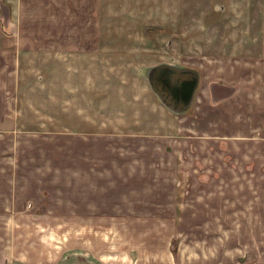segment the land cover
Segmentation results:
<instances>
[{
    "label": "rangeland",
    "instance_id": "1",
    "mask_svg": "<svg viewBox=\"0 0 264 264\" xmlns=\"http://www.w3.org/2000/svg\"><path fill=\"white\" fill-rule=\"evenodd\" d=\"M103 2L99 43L91 49L14 53L15 62L19 63L20 114L27 127L37 124V199L47 196L48 210L84 205L90 219H116L121 214L130 215L126 212L130 202L122 197V206L110 205L105 212L103 203L99 205L91 199L89 204L72 203L66 195L68 179L75 176L84 181L90 179L91 183L94 175L116 178L120 173L137 172L146 179L133 188L139 193H155L153 201L149 197L145 200L155 207L151 212L155 224L136 230L144 235L145 231L154 233L155 242H161L173 258V263L171 258L168 264H181L180 253L188 246L199 254L201 248L219 252L232 247L233 263L245 260L246 252L264 256V217L256 218L259 225L243 227V216L257 214L249 205L264 204V169L244 178L241 168L245 161H264V148L248 143L247 138L251 134L254 139L263 140L264 129L261 133L245 134L241 146L238 138L231 139L241 137V131L227 130L231 117L225 106L222 111L215 109L208 119L191 116L189 107L173 113L160 103L145 77L146 70L159 63L193 69L204 59L203 55L229 54L233 44L248 39L243 33L249 30L244 29L258 31L256 5L251 4L250 15L247 10L240 13L249 6L241 0L233 4H228V0ZM1 3L0 0V6ZM0 18L6 23V5ZM252 76L259 87L264 86V67L256 68ZM260 91L264 92V87ZM262 96L253 103L264 109V93ZM233 107L227 108L230 113L236 111ZM216 120L218 124L214 125ZM263 121L260 119L261 127ZM96 139L110 150L105 157L90 152L96 165L89 160L90 168H83L80 159L88 155L87 141L93 143ZM113 143L118 144L116 149ZM251 163L248 170L254 165ZM57 182L58 188L50 191V183ZM111 183L109 179L108 184ZM251 188H260V193L246 191ZM166 190H177L179 195L160 197L161 191ZM157 207L160 210L156 211ZM62 212L56 217L42 209L37 211V218H46L55 225L70 219L66 218L67 211ZM84 229L65 223L46 228H13L12 239L16 237L17 241L9 245L19 242L20 249L37 246L55 251L58 258L53 256L51 261L64 263L65 253L72 249L81 251ZM86 230L99 232L102 237L91 241V251L98 250L104 242L103 252L109 258L114 252L113 242H124L122 237L115 240L113 227ZM140 239L138 235L133 241ZM128 255L133 256L130 251ZM206 256L203 264L226 263ZM89 260L90 264H103L97 259Z\"/></svg>",
    "mask_w": 264,
    "mask_h": 264
},
{
    "label": "crops",
    "instance_id": "2",
    "mask_svg": "<svg viewBox=\"0 0 264 264\" xmlns=\"http://www.w3.org/2000/svg\"><path fill=\"white\" fill-rule=\"evenodd\" d=\"M1 1L8 8V19L4 23L0 18V264H90L89 259L92 258L100 260L103 264H168L172 256L161 242H155L154 233L145 231L144 235L136 230L142 227L152 228L155 224V220L151 218V212L155 211V207L151 203H145L147 197H149L148 200L153 201L151 197L155 196V193L152 191L139 193L133 188L138 184L137 182L146 179L145 175L137 172L120 173L116 178L94 175L91 183L90 179L84 181L83 178L77 179L75 176L68 179L66 195L72 203L87 202L89 204L91 199L99 205L103 203L105 207L101 208L105 212L110 205L119 203L122 206L120 199L124 197L127 203L130 202L126 210L130 215L121 214L116 219H90L91 214L86 211L84 205L66 209L52 207L53 210H48L45 208L48 197L43 195L37 199V124L27 127L20 114L17 97L19 63L15 62L16 54L14 53L91 49V46L99 43L101 27L99 21L105 8L103 0ZM234 1L228 0V4H233ZM241 1L249 5L243 7L241 14L246 10L250 15L253 14L251 4L256 5L258 31L252 32L251 27L244 29L243 31L249 30L243 33L248 36V39L244 38L233 44L227 55H203L204 59L196 63L193 68L197 72V86L189 106L191 116H200L203 119H208L215 109L222 111L221 109L225 106L227 116L231 117L226 126L227 130L241 131V137H231V139L238 138L239 141L244 140L247 133H261L264 129L259 124L260 119L264 120V109L253 103L263 98L264 92H261L260 88L264 86L259 87L258 80L252 76L256 68L264 67V0ZM220 75L224 79H221ZM217 93L219 96L216 95ZM239 104H241L240 109ZM230 106H234L236 111L230 113L227 109ZM215 123L214 125L218 124L217 120ZM261 137L263 140H256L249 134L247 135L250 140L248 143L264 148V135ZM241 142L243 144L240 145L243 146L245 142ZM87 145L90 147L87 149L88 155L86 159L82 157L80 162L83 168L87 166L86 168L89 169L91 164L96 165L90 159V152H93L96 157H105L110 149H105V145L99 139L93 143L87 141ZM82 146L84 147L83 143ZM117 146L118 144L113 143L115 149ZM254 146L250 145L252 148ZM118 158L121 160V157ZM251 162L254 165L248 170L247 165H252ZM242 164L244 178L248 175L254 176L255 173L264 169V161L249 160ZM109 179L112 182L111 185L108 184ZM50 184V191L58 188V182ZM260 190V188H251L246 191L259 194ZM43 191L45 192L44 189ZM159 195L175 198L179 193L177 190L171 193L166 190L161 191ZM49 202L52 203V200ZM249 207L257 214L246 218L243 216V227L259 225L256 218L264 217L263 203H252ZM41 208L56 217L62 216V211H67L66 218L70 219L57 221L55 224L57 226L58 223H65L70 224L71 228H85L81 234L83 242L81 251L72 249L65 253L64 263L51 261L53 256L57 257L55 251L40 250L41 247L37 246L35 249L32 246L34 251L32 248L20 249L19 242L9 245L17 241L16 237L12 239L13 228L55 227L51 220L37 218V211L42 210ZM158 210H160L159 207L156 208V211ZM68 211L74 214L70 215ZM260 212L262 214H259ZM42 216L49 215L42 214ZM161 222L163 221L156 220V223ZM101 227H113L116 229L115 240L119 237L124 239V242H113L114 252L110 258L103 252L104 242L98 250L92 248L95 251H91V241L102 237L99 232L86 229ZM138 235L141 236L140 241H133ZM23 238H25L24 235ZM129 251L133 256L128 255ZM197 252L199 251L193 247H184L180 253V263L203 264V258L207 255L206 257L212 256L217 259L216 261L225 260V264H264V256H253L251 252L243 253L245 260L233 263L232 247H228L226 251L220 249L219 252L201 248L200 254ZM218 253H222L223 256ZM256 257L259 258L255 259Z\"/></svg>",
    "mask_w": 264,
    "mask_h": 264
},
{
    "label": "water",
    "instance_id": "3",
    "mask_svg": "<svg viewBox=\"0 0 264 264\" xmlns=\"http://www.w3.org/2000/svg\"><path fill=\"white\" fill-rule=\"evenodd\" d=\"M1 6L0 12L4 5ZM145 77L151 91L169 111L178 114L190 106L197 86L195 70L171 63H159L149 67Z\"/></svg>",
    "mask_w": 264,
    "mask_h": 264
}]
</instances>
